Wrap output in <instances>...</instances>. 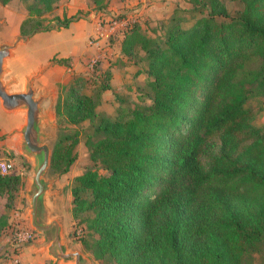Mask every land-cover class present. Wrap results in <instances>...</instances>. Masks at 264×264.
<instances>
[{"label":"trees","instance_id":"1","mask_svg":"<svg viewBox=\"0 0 264 264\" xmlns=\"http://www.w3.org/2000/svg\"><path fill=\"white\" fill-rule=\"evenodd\" d=\"M56 1L33 0L29 10L41 14ZM235 1L240 8L231 15L220 0H208L207 15L187 29L173 25L163 44L136 24L125 32L122 54L145 53L150 103L135 104L127 117L99 120L102 138L91 159L101 167L76 177L91 198L72 189L78 208L93 212L86 222L97 235L98 261L255 264L256 255L264 258V125L253 126L246 106L264 98V0ZM95 107L72 84L56 110L77 122L95 117ZM72 144H56L50 173L69 171ZM18 182L16 174H0L8 208ZM8 221L0 213V230Z\"/></svg>","mask_w":264,"mask_h":264},{"label":"rangeland","instance_id":"2","mask_svg":"<svg viewBox=\"0 0 264 264\" xmlns=\"http://www.w3.org/2000/svg\"><path fill=\"white\" fill-rule=\"evenodd\" d=\"M220 1L231 15L240 8L235 0ZM32 3L33 0H0V43H13L17 36H29L18 42L6 60L4 80L14 79L10 91L18 92L36 74L33 80L36 95H47L41 104L42 111L47 113L41 124L43 142L50 146L51 152L60 142L73 143L74 161L69 171L52 174L49 165L45 174L49 181L45 196L49 218L60 222L62 242L67 250L80 252L83 264H110L109 256L103 261L94 258L92 244L97 235L88 229L86 222L93 212L78 208L72 189L77 186L80 198H91L89 190L82 188L76 177L101 167L91 159V147L102 138L96 130L99 120L127 117L135 104L150 103L151 77L145 53L138 48L134 56L123 55L124 34L136 24L149 38L163 44L173 25L189 28L196 19L207 15L210 6L206 5L208 0H99V4L94 0H58L50 10L38 14L29 10ZM81 78L84 83L78 85ZM72 84L79 94L94 99L96 116L91 120L73 122L57 112V104H62ZM102 85L109 88L100 91ZM246 106L254 112L253 126H263L264 98H253ZM24 123L23 110L7 112L0 103V163L11 164L6 173L0 165V174L19 176L10 208L6 207L7 196L0 195V213L9 216L8 227L0 230V264H24L21 261L26 247L47 252L48 243L30 225L33 160L22 153L17 133ZM64 135L72 137L64 140ZM82 240L88 245H83ZM48 256L44 264H54V258ZM256 257L255 264H264V258Z\"/></svg>","mask_w":264,"mask_h":264},{"label":"water","instance_id":"3","mask_svg":"<svg viewBox=\"0 0 264 264\" xmlns=\"http://www.w3.org/2000/svg\"><path fill=\"white\" fill-rule=\"evenodd\" d=\"M29 36H17L13 43H0V103L1 107L12 112L23 110L25 123L17 130L20 135V148L23 154L33 160L31 183L29 187V216L32 228L42 234L44 241L48 243L47 253L54 258V264L59 261H70L73 264H83V257L79 251L67 250L62 242V226L57 219L49 218V212L45 205V196L49 190V181L45 174L50 165L51 149L44 143L41 124L47 117L42 111L41 104L46 99V94L36 95L33 88V80L36 74H32L26 80L24 90L10 91V86L15 80H4L6 73V60L11 56L12 50L20 40L26 41Z\"/></svg>","mask_w":264,"mask_h":264},{"label":"crops","instance_id":"4","mask_svg":"<svg viewBox=\"0 0 264 264\" xmlns=\"http://www.w3.org/2000/svg\"><path fill=\"white\" fill-rule=\"evenodd\" d=\"M63 28H66V27H63ZM63 244L65 243L63 242ZM31 251H33L34 253H32ZM23 254H24L22 257L23 259L21 262H23L24 264H44L45 261L49 259L48 253L46 251L41 250V249L36 251L35 249L33 250L31 247L24 248ZM57 264H71V262L70 261H59L57 262Z\"/></svg>","mask_w":264,"mask_h":264},{"label":"built area","instance_id":"5","mask_svg":"<svg viewBox=\"0 0 264 264\" xmlns=\"http://www.w3.org/2000/svg\"><path fill=\"white\" fill-rule=\"evenodd\" d=\"M1 165V168H2V172L3 173H6L7 172V169L11 168V164H5V163H0ZM20 232H18V235H19ZM29 234V233H28Z\"/></svg>","mask_w":264,"mask_h":264}]
</instances>
